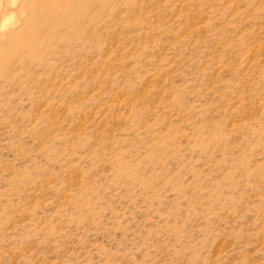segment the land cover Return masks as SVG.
Masks as SVG:
<instances>
[{
    "label": "rangeland",
    "instance_id": "rangeland-1",
    "mask_svg": "<svg viewBox=\"0 0 264 264\" xmlns=\"http://www.w3.org/2000/svg\"><path fill=\"white\" fill-rule=\"evenodd\" d=\"M0 264H264V0H0Z\"/></svg>",
    "mask_w": 264,
    "mask_h": 264
}]
</instances>
